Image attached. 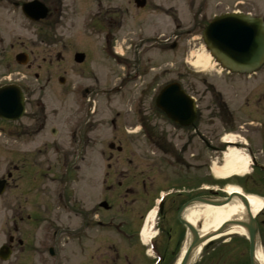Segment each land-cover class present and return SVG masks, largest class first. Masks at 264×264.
<instances>
[{
    "label": "flooded vegetation",
    "instance_id": "flooded-vegetation-1",
    "mask_svg": "<svg viewBox=\"0 0 264 264\" xmlns=\"http://www.w3.org/2000/svg\"><path fill=\"white\" fill-rule=\"evenodd\" d=\"M32 1L35 0H0L1 21L10 14L14 19L20 17L28 23H45V27L55 28L66 20L70 6L98 2L100 6L91 12L85 27L91 28L90 33H100L101 39L108 41L109 51L113 54L110 65L116 63L120 68H127L129 75L140 77L153 70L146 68L144 54L119 55L111 47L113 27L118 26L119 21L115 20L111 9L103 8L101 0H37L47 10L46 19L40 22L28 20L23 12V6ZM138 1L141 0H134L136 9L143 10L147 0L141 7H138ZM189 7L193 20L194 17L195 21L201 18L205 28L216 16L208 17L210 8L205 2H202L201 11L194 14V1ZM249 13L252 14H244ZM259 16L264 20V14ZM152 40L155 44L159 41L156 37ZM4 41L0 28V56L7 53L8 48L2 47ZM14 48L12 44L8 50ZM21 54L30 60L26 48H21L16 56ZM78 54L88 57L86 51ZM81 66L85 67L86 63ZM204 77L203 98L195 99L197 113L194 118L169 119L157 107L155 98L160 90L154 93L156 90L146 87L141 96L154 93L153 98L139 99L128 111L135 114V130L123 126L124 117L117 115L109 122L110 132L105 147H91L89 153L88 149L75 151L73 164L66 159L63 164L65 172L59 179L52 177V183L62 182L65 186L53 189L50 195L45 196L61 199L62 203L57 208L73 219L74 264H176L181 256L183 239L188 235L183 215L196 200L219 197L224 194L226 184L234 183L244 192L257 195L264 201V64L251 72L221 68ZM228 138L234 141L226 140ZM229 148L251 158V173L244 178L218 181L212 177V165H223ZM51 150L57 158L62 154L56 148ZM57 158L55 166L59 168L61 164ZM9 174L11 180L12 174ZM71 177L76 187L72 196L69 189ZM157 207L159 212L151 222L149 215ZM24 208L21 202L15 204L13 228L0 245V264L36 262L32 233H25L19 226V222L23 223L25 219ZM48 214L50 211L45 206V219ZM27 220L33 221L32 216L28 215ZM256 221L262 242L264 211ZM144 233L149 236L146 241L142 239ZM61 234L70 235L69 229L64 227ZM51 249L55 255L54 248H50L48 253ZM59 249L64 252L61 246ZM35 252L42 255L39 250ZM191 257L186 264H251L250 242L247 238L232 237L229 243H212L197 258ZM59 261V264L69 262L67 258Z\"/></svg>",
    "mask_w": 264,
    "mask_h": 264
},
{
    "label": "rangeland",
    "instance_id": "rangeland-1",
    "mask_svg": "<svg viewBox=\"0 0 264 264\" xmlns=\"http://www.w3.org/2000/svg\"><path fill=\"white\" fill-rule=\"evenodd\" d=\"M101 1L103 8L111 9L115 20L119 21V25L113 27L111 47L115 48L114 51L120 55L144 54L146 68L153 70L140 77L129 75L127 68H120L116 63L110 65L113 54L109 51V44L101 39L100 33H90L91 28L85 27L91 12L100 6L98 2L70 6L66 20L55 28L45 27V23H28L20 17L14 19L10 14L2 21L0 17L5 40L2 47L9 49L10 45L15 46L14 50L7 49V53L0 56V87L17 84L27 99V111L21 121L5 123L0 120V179L12 174L6 192L0 195V245L13 228L15 204L21 202L25 207V219L23 223L19 222V226L25 233H32L34 264H59L60 258H67L69 262L66 264H74L73 219L57 208L62 203L61 199L45 196L50 195L53 189H62V182L51 181L52 177L59 179L65 172V160L70 159L69 163L73 164L75 151L88 149L89 153L91 147H105L110 132L109 122L119 114L124 117L123 126L135 130V114L128 112L131 105L142 98L151 100L154 93L174 81L181 83L196 100H201L205 77L198 71L205 69L204 72H208L212 68L210 65L198 68L191 65L205 52L201 18L195 21L187 11L192 0H147L143 10L136 9L134 0ZM193 1V14L201 11L202 2L210 9H215L217 3L223 8H232L241 2L236 9L252 11L254 15L264 14V0ZM170 7L174 9L169 10ZM155 37L159 39L156 44L152 40ZM173 45L177 47L172 48ZM21 48H26L30 54V69L16 63L15 56ZM83 51L88 54L85 67L74 61L75 54ZM106 53L110 54L106 56ZM62 77L65 85L59 83ZM146 87L156 91L150 96H141ZM52 129L57 132L55 136ZM137 145L143 148V145ZM54 148L63 155L57 158L51 150ZM56 158L61 164L59 168L55 166ZM213 161L216 162L215 159ZM221 166L222 163L213 164L212 170ZM69 180L72 196L76 187L72 184V177ZM228 185L239 187L229 183L223 187L224 190ZM45 206L50 211L47 219ZM28 215L33 221L27 220ZM64 227L69 229L70 235L62 236ZM230 239L215 243H229ZM186 242L187 236L181 250ZM60 246L64 252L60 251ZM50 248L55 249L54 257L48 253ZM36 250L42 255H38Z\"/></svg>",
    "mask_w": 264,
    "mask_h": 264
},
{
    "label": "water",
    "instance_id": "water-1",
    "mask_svg": "<svg viewBox=\"0 0 264 264\" xmlns=\"http://www.w3.org/2000/svg\"><path fill=\"white\" fill-rule=\"evenodd\" d=\"M138 4H143V0L138 1ZM23 10L26 16L34 21L43 20L47 15V10L39 2L24 6ZM203 36L208 50L224 68L236 72H251L264 64V23L260 18L245 15L218 17L206 29ZM84 60V55H77V63H82ZM17 61L19 64L24 65L27 59L24 56H18ZM60 82L63 83L64 81L61 80ZM157 105L174 121H180V117L194 118L196 114L194 101L182 92L177 84L168 86L161 92L157 99ZM23 114L24 97L21 90L17 86L0 89V118L5 121H15L19 120ZM4 189L5 183L0 182V195L3 194ZM237 197L245 206L248 221L239 223L236 226L245 229L250 238L251 264H259L254 259L258 226L245 195L241 194ZM231 199L232 196L230 195L225 199L210 197L198 199L197 201L221 206L230 203ZM186 225L191 234V245L184 257L183 264L187 263L193 250L208 239H201L197 228L189 223H186Z\"/></svg>",
    "mask_w": 264,
    "mask_h": 264
},
{
    "label": "bare ground",
    "instance_id": "bare-ground-1",
    "mask_svg": "<svg viewBox=\"0 0 264 264\" xmlns=\"http://www.w3.org/2000/svg\"><path fill=\"white\" fill-rule=\"evenodd\" d=\"M198 60L199 61L192 63L191 65L195 68L202 67V65L206 66L210 63L211 57L205 51L198 56ZM226 140L230 142L234 141L233 138H228ZM250 162L251 160L248 155L237 149L229 148L224 156V164L221 167H214L213 173L215 177L221 181H227L235 177H244L249 173ZM225 193L232 196V199L228 204L217 206L205 204L203 201H196L194 202V205L189 207L184 213V221L199 230L200 238H208L205 242L200 244L197 249H195L191 259L197 258L202 253L203 249L213 242L224 240L235 235L246 237L247 233L245 229L236 226L239 223L248 221L245 206L237 195H245L253 216H258L264 209V201L254 195L245 194L239 187L228 185ZM154 215L155 214L153 213L150 218L153 219ZM233 224L235 226H227ZM144 238H146V234ZM190 241L191 236L188 234L186 245L176 264H181L183 255L188 248ZM257 261L260 264H264V254L260 250L257 251Z\"/></svg>",
    "mask_w": 264,
    "mask_h": 264
},
{
    "label": "trees",
    "instance_id": "trees-1",
    "mask_svg": "<svg viewBox=\"0 0 264 264\" xmlns=\"http://www.w3.org/2000/svg\"><path fill=\"white\" fill-rule=\"evenodd\" d=\"M263 242H264V240H263Z\"/></svg>",
    "mask_w": 264,
    "mask_h": 264
}]
</instances>
